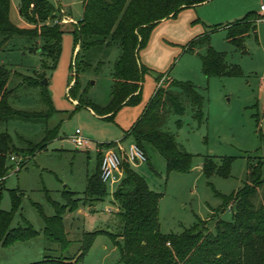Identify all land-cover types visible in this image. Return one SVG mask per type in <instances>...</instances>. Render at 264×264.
Segmentation results:
<instances>
[{
	"label": "rangeland",
	"instance_id": "rangeland-1",
	"mask_svg": "<svg viewBox=\"0 0 264 264\" xmlns=\"http://www.w3.org/2000/svg\"><path fill=\"white\" fill-rule=\"evenodd\" d=\"M49 1L64 11L62 49L56 65L43 52V40L21 35L5 39L0 35V65L12 71L8 86L14 91L9 103L14 108L44 115L36 120L19 117L0 120V132L11 134L16 146L24 150L23 158L9 159V164L29 158L20 170L17 165L11 167L4 183L0 181V207L11 210L9 190L20 189L22 202L11 225L17 226L26 219L39 231H43L45 221L38 205L47 216H53L56 208L52 202L65 203V189L76 192L81 211L78 208L63 214L71 242L67 247L47 239L41 232L36 238L10 246L0 243V264H31L47 255L75 264L85 231H119V204L114 193L125 171L119 182L106 184L104 198L92 200L85 192L89 177L97 170L98 145L116 142L104 146L102 152H105L109 148L117 149V142L125 148L135 142L133 136L124 139L125 135L144 113L156 90L167 86L172 79L194 82L205 97L203 120L186 104L183 115L170 114L163 126L192 155L190 167L186 171H169L166 158L152 145L147 147L148 161L130 165L145 177L152 190L161 194L159 218L163 233H181L199 219L208 220L207 230L215 232L218 220L231 221L233 206L224 209L227 197L247 182L249 161L256 165L264 159V18L259 23L258 39L253 33L246 38V53L228 40L226 24L240 19L249 10H258L264 0H208L156 23L139 52L141 62L148 68L141 101L122 107L113 118L98 115L84 105L77 107L78 101L69 93L75 74L72 64L79 49L78 46L74 50L72 31L83 16L82 0ZM19 4L20 0H11L10 17L15 25L26 27L28 23L19 11ZM245 5L249 9L241 13ZM238 12L240 16L235 15ZM203 35L210 36L209 42L190 46ZM209 45L225 52L229 62L238 63L244 76L208 78L201 55L206 54ZM119 53V48H114L108 56L100 51L96 62L106 61L100 72L89 70L80 75L83 85L90 83L89 96L100 104L110 100L111 70ZM35 79L42 83H28ZM45 79L47 83L43 82ZM44 86L52 101V111L42 99ZM78 129L92 142V147L78 148L72 141ZM42 143L44 149L37 150L32 157L28 155L32 146ZM208 157L216 161L218 168L223 166V157H232L230 174L223 176L216 171L207 177L204 165ZM263 193L264 184L255 197L256 206L261 204ZM76 264L123 263L112 237L102 233L84 259Z\"/></svg>",
	"mask_w": 264,
	"mask_h": 264
},
{
	"label": "trees",
	"instance_id": "trees-1",
	"mask_svg": "<svg viewBox=\"0 0 264 264\" xmlns=\"http://www.w3.org/2000/svg\"><path fill=\"white\" fill-rule=\"evenodd\" d=\"M206 1L208 0H82L83 16L72 31L74 50L78 46L79 49L72 64L75 74L69 93L78 101L76 106L84 105L98 115L113 118L122 107L139 103L144 74L148 71L139 58V52L147 44L152 27L165 18L175 16L183 8ZM10 10L11 0H0V35L5 39L21 35L43 40V52L56 65L62 49L61 9L49 0H20L19 11L28 23L26 27L13 23ZM263 18L264 14L252 10L242 18L228 23V40L246 53V38L251 33L258 38L257 25ZM209 37L199 36L190 46L209 42ZM114 48H119L120 53L111 70V96L106 104H100L89 96L90 83L83 85L80 75L89 70L98 74L106 64L105 59L96 62L98 53L103 51L104 56H108ZM201 59L203 71L208 78L244 76L243 68L238 63L229 62L225 52L217 51L211 45L206 54L201 55ZM11 74L10 69L0 65V120L12 117L32 120L42 118L44 115L41 112L17 109L9 103V97L14 91L8 86ZM28 83L38 85L42 81L35 79ZM42 99L52 111V101L46 86L43 87ZM186 104L192 106L199 120H203L205 97L197 85L192 81L170 80L167 86H160L156 90L144 113L124 139L133 136L147 156L148 145L154 146L166 158L169 171L188 170L192 155L170 132L163 129L170 114L183 115L186 112ZM115 144L116 142H109L98 145L97 170L89 177L85 191L92 200L102 199L107 194L106 183L101 179L102 148ZM44 146L43 143L32 146L28 155L32 157L37 150L44 149ZM14 154L23 158L24 150L16 146L11 134L0 132V181L3 183L11 167L17 165L20 170L29 160L27 157L10 165L9 159ZM232 162V157H223V166L218 168L216 161L208 157L204 165L205 174L210 177L217 171L220 175L228 176ZM263 166L264 159L256 165L249 161L247 182L226 199L224 209L233 206V209L230 207L233 219L218 220L215 232L207 230L208 220L199 219L181 233H163L159 218L161 194L152 190L145 177L126 161L123 165L125 177L114 193L119 204L117 215L121 222L120 229L117 233L105 229L85 231L75 264L84 259L96 237L102 233L112 237L119 248L123 264H264V193L259 206L254 201L259 187L264 184ZM9 192L12 209L0 207V243L3 246L36 238L41 232L47 239L62 247L71 244L65 231L63 214L66 210L75 211L79 208L80 199L75 198L76 192L65 189L63 197L66 202H52L56 208L53 216H47L38 205L45 221L43 231L37 230L26 219H23L24 224L11 225L21 205L23 193L20 189H11ZM31 264L73 263L47 255Z\"/></svg>",
	"mask_w": 264,
	"mask_h": 264
},
{
	"label": "built area",
	"instance_id": "built-area-1",
	"mask_svg": "<svg viewBox=\"0 0 264 264\" xmlns=\"http://www.w3.org/2000/svg\"><path fill=\"white\" fill-rule=\"evenodd\" d=\"M264 11V4L261 6ZM72 141L78 148H90L92 142L83 136L78 129L71 137ZM117 149L109 148L103 153L101 162V179L104 183L115 184L119 182L124 175L123 165L127 161L129 163H139L148 161V156L145 150L139 146L136 142L130 144L128 148H125L120 142ZM18 158L14 154L11 156L12 161H16ZM19 169V166H17Z\"/></svg>",
	"mask_w": 264,
	"mask_h": 264
},
{
	"label": "crops",
	"instance_id": "crops-1",
	"mask_svg": "<svg viewBox=\"0 0 264 264\" xmlns=\"http://www.w3.org/2000/svg\"><path fill=\"white\" fill-rule=\"evenodd\" d=\"M262 5H263V4H261L260 7H257L258 10H254V11H256V12L259 13V14H264V11L261 9V6H262ZM196 6H197V5H196ZM244 7H246V8H244V10H242L241 13H242L243 11H246L247 9H249V8H248V5H245ZM249 11H252V10H249ZM249 11H248V12H249ZM63 12H64V11H63ZM239 13H240V12L236 13L235 15L240 16L241 14H239ZM246 13H247V12H246ZM246 13H245V14H246ZM245 14H244V15H245ZM244 15H243V16H244ZM243 16H242V17H243ZM242 17H241V18H242ZM260 21H261V20H260ZM260 21L258 22V25H257V33H258V28H259V23H260ZM226 25H227V24H226ZM258 36H259V34H258ZM257 39H258V38H257ZM75 101H76V100H75ZM76 102H77V101H76ZM78 211H81V208H79Z\"/></svg>",
	"mask_w": 264,
	"mask_h": 264
},
{
	"label": "water",
	"instance_id": "water-1",
	"mask_svg": "<svg viewBox=\"0 0 264 264\" xmlns=\"http://www.w3.org/2000/svg\"><path fill=\"white\" fill-rule=\"evenodd\" d=\"M43 82H44V83H47V80L45 79Z\"/></svg>",
	"mask_w": 264,
	"mask_h": 264
}]
</instances>
